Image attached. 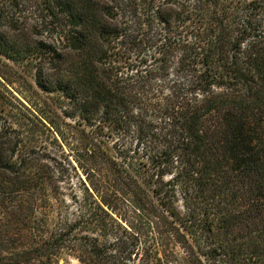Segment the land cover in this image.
I'll use <instances>...</instances> for the list:
<instances>
[{"label":"trees","instance_id":"16d2710c","mask_svg":"<svg viewBox=\"0 0 264 264\" xmlns=\"http://www.w3.org/2000/svg\"><path fill=\"white\" fill-rule=\"evenodd\" d=\"M12 64H32L68 117L136 142L117 153L152 167L159 207L118 175L190 264H264V0H0V72ZM46 160L0 119V193L47 178ZM79 226L60 214L17 262L163 264L142 228L114 224L102 242ZM180 227L201 234L199 251Z\"/></svg>","mask_w":264,"mask_h":264},{"label":"rangeland","instance_id":"374dc122","mask_svg":"<svg viewBox=\"0 0 264 264\" xmlns=\"http://www.w3.org/2000/svg\"><path fill=\"white\" fill-rule=\"evenodd\" d=\"M12 66L0 72L1 123L19 131L28 149L44 153L47 178L33 181L26 191L0 193V264H82L68 255L17 262L20 254L50 238L60 214L80 222L75 235L102 242L113 239L110 228L114 224L142 228L163 264H190L174 237L139 205L126 180L118 175L125 170L159 207L153 196L156 175L152 167L138 156L125 159L117 153L118 147L124 153L135 150L136 142H123L106 130L97 135L99 130L67 116L71 109L61 94L38 89L32 64ZM106 200L110 207L104 204ZM180 230L199 251L201 234L191 227Z\"/></svg>","mask_w":264,"mask_h":264}]
</instances>
